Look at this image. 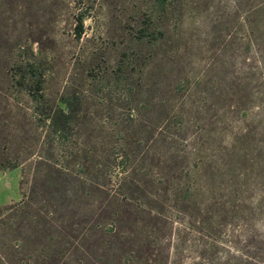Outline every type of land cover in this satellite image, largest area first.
I'll return each instance as SVG.
<instances>
[{"label": "rangeland", "instance_id": "obj_1", "mask_svg": "<svg viewBox=\"0 0 264 264\" xmlns=\"http://www.w3.org/2000/svg\"><path fill=\"white\" fill-rule=\"evenodd\" d=\"M0 264H264V0H0Z\"/></svg>", "mask_w": 264, "mask_h": 264}, {"label": "trees", "instance_id": "obj_2", "mask_svg": "<svg viewBox=\"0 0 264 264\" xmlns=\"http://www.w3.org/2000/svg\"><path fill=\"white\" fill-rule=\"evenodd\" d=\"M81 28V27H80ZM80 31L78 32V35ZM66 105V110H70V106L68 103L62 101ZM47 110V113L44 111ZM64 109L62 108H55V109H42L40 110V114L44 115L46 120H48L47 127L50 131V134L56 138V140L62 144L63 140L65 139V133L67 132V128L70 125V118L69 115L71 111L63 112ZM123 169V167H121ZM124 173V177L121 179V182H125L127 179L128 171H122ZM125 185V184H124Z\"/></svg>", "mask_w": 264, "mask_h": 264}]
</instances>
